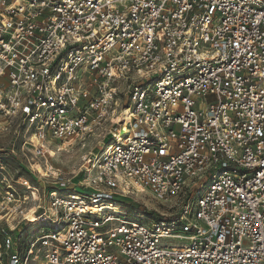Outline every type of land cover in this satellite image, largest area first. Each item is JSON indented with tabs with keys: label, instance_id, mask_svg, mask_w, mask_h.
I'll return each mask as SVG.
<instances>
[{
	"label": "built area",
	"instance_id": "1",
	"mask_svg": "<svg viewBox=\"0 0 264 264\" xmlns=\"http://www.w3.org/2000/svg\"><path fill=\"white\" fill-rule=\"evenodd\" d=\"M0 115L32 133L0 264H264V0H0ZM52 143L95 151L44 176Z\"/></svg>",
	"mask_w": 264,
	"mask_h": 264
},
{
	"label": "rangeland",
	"instance_id": "2",
	"mask_svg": "<svg viewBox=\"0 0 264 264\" xmlns=\"http://www.w3.org/2000/svg\"><path fill=\"white\" fill-rule=\"evenodd\" d=\"M123 135H126V132ZM31 139L32 133L28 131L21 119H9L0 115V168L5 169L16 178L21 176L30 178L27 169L30 167L31 153L28 150H32V147L26 149L25 152H23V147L26 143H31ZM32 142L37 145L33 140ZM72 144L52 143L51 154L47 156L50 162L48 170L37 166L38 173L46 176L47 172L51 170V165L60 170L66 178L72 177L74 173L78 172L83 164V157L95 150L81 149L77 144ZM92 145L95 144L92 143ZM34 183L37 184V181ZM121 207L129 219L145 225L173 219L179 210V206L174 201L161 202L148 191L135 192L123 201ZM132 216L137 218H130Z\"/></svg>",
	"mask_w": 264,
	"mask_h": 264
},
{
	"label": "bare ground",
	"instance_id": "3",
	"mask_svg": "<svg viewBox=\"0 0 264 264\" xmlns=\"http://www.w3.org/2000/svg\"><path fill=\"white\" fill-rule=\"evenodd\" d=\"M33 141L38 145L39 144V139H38V136H33ZM40 167V165H36V167ZM144 190L142 189H139V193L143 192ZM145 192V191H144ZM108 209H111V210H116V211H119V207L118 206H113V207H109Z\"/></svg>",
	"mask_w": 264,
	"mask_h": 264
}]
</instances>
